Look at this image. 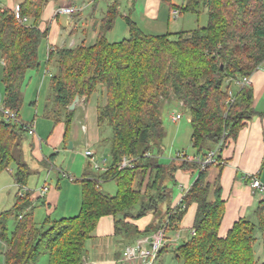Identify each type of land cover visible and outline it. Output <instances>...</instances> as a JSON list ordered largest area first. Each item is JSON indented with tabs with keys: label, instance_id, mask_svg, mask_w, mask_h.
<instances>
[{
	"label": "trees",
	"instance_id": "16d2710c",
	"mask_svg": "<svg viewBox=\"0 0 264 264\" xmlns=\"http://www.w3.org/2000/svg\"><path fill=\"white\" fill-rule=\"evenodd\" d=\"M13 1L19 4L20 19L14 6L0 3L2 103L19 118L27 73L41 65L39 48L49 28L41 30L40 23L50 0ZM162 1L171 11L176 8L173 0ZM118 7L116 1L109 4L93 45L55 47L46 59V63H56L51 85L59 109L54 116L48 114L55 122L65 116L66 144L74 98L88 99L99 89L105 91L97 119L102 144L109 139L106 129L111 128V160L106 170L73 179L81 184V206L75 215L35 218L30 192L24 189L32 174L23 160L26 131L21 124L0 118V173L15 163L14 178L20 187L15 204L0 213L4 264H33L42 255H47V264H85L86 242L101 217L113 216L116 234L138 239L166 224L167 232L178 230L193 203L197 205L195 232L173 247L183 264H264L255 254L258 232L264 228V201L256 209V222L240 218L220 236L226 201L219 177L214 185L207 180L213 165L222 167L223 149L258 113L251 83L241 86L238 81L264 68V0H183L180 15L207 11V24L160 34L145 32ZM118 17L126 21L129 35L110 41L108 33ZM234 80L239 85L236 92L231 89ZM173 98L190 114L196 156L205 159L221 142L215 164L202 168L200 162L182 157H176L180 163L177 159L170 164L161 162L166 137L161 106ZM124 157L133 159V167L120 168ZM178 169L190 170L193 181L181 201L171 206ZM112 180L117 184L115 194L102 189L103 182ZM148 214L154 220L139 229L132 219ZM11 219L14 228L10 231Z\"/></svg>",
	"mask_w": 264,
	"mask_h": 264
},
{
	"label": "crops",
	"instance_id": "0c3cea01",
	"mask_svg": "<svg viewBox=\"0 0 264 264\" xmlns=\"http://www.w3.org/2000/svg\"><path fill=\"white\" fill-rule=\"evenodd\" d=\"M99 1L100 0H50L47 3L44 9L43 19L40 23L41 30L49 28L44 57H47L49 50L55 47H74L81 43L93 45L96 42L100 21L108 9L107 7L104 11V9L100 7ZM114 1L119 3V10L124 15L129 13L140 27L141 25L137 19L138 15L136 16L137 11H141L145 19H150L146 26H153V28L160 30L162 25H164L163 23L167 22V28H165L169 30L168 24L173 16L171 15L169 5L162 0H113L110 1L109 4ZM67 4L76 6L78 11L75 12L74 15H55V9L57 7ZM124 4L126 5L123 9ZM14 5L15 2L11 0L8 6L13 7ZM61 17H65V20H60ZM162 29L164 30V26ZM126 31L129 34V29L124 30V32ZM110 33L111 32L108 33V38ZM66 35L72 37L70 46L67 44L68 40ZM44 42L45 41L42 42L40 48L42 45L44 46ZM3 65V59L0 57V94L1 90L4 91L3 88H1L3 86L1 82ZM40 71L41 67L38 68V81H40ZM45 81L46 79L41 82V86L35 98V108L37 106L39 107L40 89H43ZM250 83L254 91V107L258 113L240 130L237 139L232 140V142L223 149L222 167L216 165L215 168L212 170L210 169L207 178V180L214 185L219 177V184L222 187V197L226 201L225 214L219 229L220 236H225L234 222L240 218L256 222V209L259 203L264 201V193L253 189L249 179L250 175H256L264 183V115H261V113L264 112V68H260L253 73L250 77ZM27 85L25 88L26 92L28 89ZM22 95L25 99V95L27 94L24 90H22ZM3 97L4 92L2 100ZM49 103L50 102L45 104L46 108ZM104 103V88L99 89L88 99L85 97L80 98V101L74 108L75 113L73 116L83 123L84 132L81 136H76L75 134L68 136V142L73 140V147H68L69 149L75 148L76 143L79 142L80 147L84 146L86 149H91L98 157L107 159L106 154L100 152L96 148L102 145L97 116L98 107ZM37 109L38 108H36V110ZM0 114L3 115L1 110ZM35 114V117H33L31 113L32 119H24L23 116L19 114V120L23 123L33 124L39 136L36 137V134L31 135L26 132L25 138L29 139V141L26 148L23 146V151L28 149L30 151V156L38 161L37 167H35L34 170L32 169V174L30 176L37 175L39 177L42 173L45 174V176L43 183H37L34 189L28 187V184L24 189L30 192L32 206L34 208L40 205L44 207L46 216L50 215L53 218H57L55 214L58 215L64 212L69 213L70 211H74L76 214L81 206V184L79 188H74V192H70V183H74V181L70 179L72 175L69 171H71L73 167H71V165H66L65 167L58 168L55 163V158L53 156L50 157V155L47 156L43 151V143L47 147L48 154L51 155L52 153L59 152L62 143L66 144L64 137L66 132L65 116L61 115V119L55 122L52 116L47 112H45V117L41 119L38 118L39 115L37 111ZM56 128H58V130ZM84 157L87 159V165L92 173L100 172L94 168L88 157ZM54 171L57 174V183L51 185L49 180H51V174ZM86 173H88V171L85 169L82 177ZM61 177L68 180L63 182V179H60ZM73 178L75 177L73 176ZM176 179L178 181V186L174 190L175 193L171 200V206H175L181 201L183 191L188 189L193 181L190 170L182 169L176 171ZM15 184L20 191V187L16 181ZM45 185L48 186L49 189L45 194H41L40 189ZM15 202L16 196H14L12 205H14ZM196 209L197 205L193 203L184 215L179 229L170 231V235H168L170 242L172 241L173 244H177V242L187 241L193 236L192 230ZM71 214L73 215V213ZM152 220H154L152 214L145 215L138 219H132L141 230H144ZM176 237H178L177 241ZM136 239H132L124 234H116L114 217L110 215L103 216L98 222L94 235L86 242L85 264H139L137 260L125 261L122 257L124 248L129 244H133ZM173 244H169L167 250L160 253L158 263L162 264L165 261L162 259L168 251H171L170 253L175 255L172 250L175 246ZM4 251L5 245L0 241V264H4ZM255 254L258 259L264 260V228L258 232Z\"/></svg>",
	"mask_w": 264,
	"mask_h": 264
},
{
	"label": "rangeland",
	"instance_id": "374dc122",
	"mask_svg": "<svg viewBox=\"0 0 264 264\" xmlns=\"http://www.w3.org/2000/svg\"><path fill=\"white\" fill-rule=\"evenodd\" d=\"M110 1H113V0H100L99 1L100 7L103 8L105 11ZM0 3L4 5H9L11 3V0H0ZM173 3L176 5L177 8H180L181 5L183 4V0H173ZM125 5L126 4H124L123 9L125 8ZM137 15H138L137 19L141 27L143 28V30L146 32H153V33H163L166 31L177 32L181 30H190V29H194L196 27L207 24V20H208L207 11L202 12L200 15H197L191 12H184L177 19L172 18V20L168 24L169 30H166L167 22L163 23L164 25H162V27L164 26V30L162 29V27L160 30L159 29L157 30L153 28V26H150V27L146 26L147 23L150 21V19L149 18L145 19V16L141 14V11L140 12L137 11L136 16ZM60 20L64 21L65 17H61ZM124 30H128L127 23L122 17H118V19L116 20L115 27L109 34V40L119 41V40L124 39L125 37H128L129 34L127 33V31L124 32ZM66 38L68 40L67 44L68 46H70L72 37H70L69 35H66ZM44 41H45L43 43L44 46L43 45L41 46L40 55H39V60L41 63L40 65L41 71H40V77H39L40 81H38V76H37L38 68L32 69L27 73V78L22 87V90H24V92L27 95H25L24 103H23V106L21 107L19 114L22 115L24 119L25 118L32 119V116L35 117L36 111L39 115L38 118L41 119L45 117V112L50 113L52 116H54L55 111L58 112L59 110L56 108V104L52 100L53 89L51 87V77L53 74L56 73L57 67H55L56 63L54 61H51L50 63L46 64L47 57H44L45 56L44 51H45V45L47 44V40L45 39ZM44 79H46L45 85L43 86L42 90L40 89L39 107L37 106L36 108L38 109L36 110L35 105H34L35 98L41 86V82H43ZM26 85L28 86L27 92L25 90ZM1 88H3V86ZM238 88H239V85L234 80L231 85V89L234 92H236ZM3 92L4 91L1 90L0 104H2L1 101H2ZM48 102L50 103L48 104V107L46 108L45 104H47ZM174 110L181 113L182 115L181 118L178 119L177 121H173L171 118V114L174 112ZM31 113H32V116H31ZM161 113L164 119L165 130H166V137L164 140L165 152L163 153V156L160 157L161 162H163L164 164H170L171 161L176 160L177 159L176 154L178 150L183 151L188 155H195L196 150L193 147L192 141L190 138L191 130H192L191 123H190V114L187 111V109L184 106H182V104H180L179 101L173 98L169 100L168 102L163 103V105L161 106ZM2 116L3 115L0 114V118ZM56 129L58 130V128ZM49 131H50V128H49ZM83 132H84L83 123L81 121H78L73 116V120L71 122V128L69 129V136L71 134H75L76 136H81L83 135ZM105 133L109 139L106 140V142L103 143L101 147L97 146L96 148L100 152H104L107 156L108 161H110L111 160V154H110L111 153L110 152L111 151V135H112L111 128L108 127ZM36 137H39L37 132H36ZM28 141L29 139H26L25 137L23 138V146H25L24 148H26ZM70 141H73V140H70ZM69 142L67 144L62 143V145L59 148V152L52 153V155L48 154L47 147L43 143V151L47 156L50 155V157L53 156L55 158V163L58 168L65 167L66 165L67 166L71 165V167L73 168L71 171H69V173L72 175V177L74 176L75 179H80L85 169L86 171L91 172V169L87 165V159L84 157L85 156L84 151L86 148H84V146L80 147L79 142H77L75 148L69 149L68 148ZM29 152L30 151L28 149L26 151H23V160L26 163H28L29 166L34 170V168L37 167L36 165L38 164V161L32 158ZM180 161H181L180 159H177L176 163H180ZM215 166L216 165H213L211 167V170L215 168ZM16 168H17L16 164L12 163L9 169L4 170L0 173V213L1 211L7 210L13 206L12 203L14 201V196H16V194L19 191V188L17 189L16 187L15 178H14ZM44 176L45 174L43 173L39 177L37 175L30 176L28 180V187H30L31 189H34L37 183L42 184L44 181ZM60 179H63V182L68 180V179H65L64 177H61ZM49 183H51V185H55L57 183V174L55 173V171L51 174V180H49ZM79 186H80V183H78V181H74V183H70V188H69L70 192H74V188L75 187L79 188ZM102 189L111 194H115L117 191V184L114 180L103 182ZM173 192L175 193V191ZM34 213H35V218L39 221L43 220L46 216L45 208L42 207L41 205L35 208ZM71 213H73V215L75 214L74 211L73 212L70 211L69 213L64 212V213H59L58 215L55 214V216L57 218H62ZM13 228H14V220L11 219L8 223V229L11 231ZM168 235H170V231L167 232V236ZM170 252L171 251H168V253H166L165 256H163L162 260H165L164 261L165 264H183L179 258H177L175 255H173ZM47 261H48L47 255H42L33 264H47ZM158 262H159V259H157L155 264H160ZM164 262L162 264H164Z\"/></svg>",
	"mask_w": 264,
	"mask_h": 264
},
{
	"label": "built area",
	"instance_id": "2783aa9c",
	"mask_svg": "<svg viewBox=\"0 0 264 264\" xmlns=\"http://www.w3.org/2000/svg\"><path fill=\"white\" fill-rule=\"evenodd\" d=\"M19 4L15 3L14 10L16 12L17 17L20 19V13H19ZM78 11V8L72 4L62 5L55 9V15H72L75 12ZM171 15L173 18H178L180 16V9L174 8L171 11ZM23 20H26V18H23ZM250 82L249 77H244L242 80H239L238 83L242 86L244 84H248ZM0 110L2 111L3 115L12 121H15L23 127V129L31 135L36 134L35 126L33 124L23 123L19 120L17 112L6 108L3 103L0 104ZM181 113L174 110V112L171 114V118L173 121H177L181 118ZM221 147V142L218 144V146L212 150H210L207 153V156L205 159H201L200 156L196 155H188L183 151H177L176 157H182L188 161H198L202 164V168L206 167L209 164L216 163V154L219 151V148ZM84 155L90 159L91 164L94 166L96 170L104 171L107 169V159L98 157L93 150L91 149H85ZM133 159L129 157H124L123 160L120 163V168H123L125 166L133 167ZM71 180H73V177H70ZM250 185L253 189L258 190L262 193H264V183L256 176V175H250ZM48 186H42L40 189L41 194H45L48 191ZM194 230H192V234H194ZM176 237V241H177ZM175 241V243H176ZM179 241V239H178ZM184 242V241H183ZM183 242H177V244H173L172 241L170 242L168 236H167V224L160 227L158 230L153 232L152 234L142 236L138 238L133 244H129L124 248L123 251V260L125 261H133L137 260L139 264H155L157 259L160 256V253L164 247L169 246V244H173L175 246L183 243Z\"/></svg>",
	"mask_w": 264,
	"mask_h": 264
},
{
	"label": "water",
	"instance_id": "95a60500",
	"mask_svg": "<svg viewBox=\"0 0 264 264\" xmlns=\"http://www.w3.org/2000/svg\"><path fill=\"white\" fill-rule=\"evenodd\" d=\"M79 101H80V96L77 95V96L74 98V101L72 102V104L70 105L69 108H70L71 110L74 109L75 106H76V104H77ZM68 147H69V148H72V147H73V142H72V141L69 142Z\"/></svg>",
	"mask_w": 264,
	"mask_h": 264
}]
</instances>
